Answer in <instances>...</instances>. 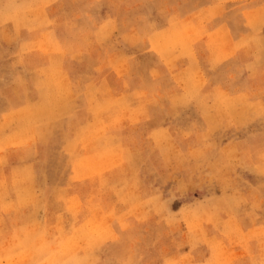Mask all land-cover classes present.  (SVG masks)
Instances as JSON below:
<instances>
[{
	"label": "rangeland",
	"instance_id": "374dc122",
	"mask_svg": "<svg viewBox=\"0 0 264 264\" xmlns=\"http://www.w3.org/2000/svg\"><path fill=\"white\" fill-rule=\"evenodd\" d=\"M42 1L46 13L24 11L39 22L27 29L61 48L43 36L34 45L48 61L22 60L16 45L0 54L14 87L0 88V111L28 104L9 119L13 147L44 140L30 134L39 128L50 143L47 157L0 155V264H264V120L199 122L196 58L204 41L212 55L227 40L212 22L243 14L229 3L264 0ZM148 125L171 135L156 141ZM125 180L137 183L117 189Z\"/></svg>",
	"mask_w": 264,
	"mask_h": 264
},
{
	"label": "crops",
	"instance_id": "0c3cea01",
	"mask_svg": "<svg viewBox=\"0 0 264 264\" xmlns=\"http://www.w3.org/2000/svg\"><path fill=\"white\" fill-rule=\"evenodd\" d=\"M43 3L42 0H0V54L11 52V50L14 49V45H16L19 50H22V60L28 56H32L38 60L46 59L48 61L49 56L39 51L37 46L34 45L37 41L39 42L43 36H48L53 45L61 48L63 41L60 38L56 39L54 34H49L41 29L39 33H34L27 29V26L30 24L39 25V22L33 20V22L30 23L24 11L28 9L36 11L43 10L46 13L48 8L44 7L43 9L41 6ZM227 6H231L229 8L235 11H237V8L240 6V9L243 10V14H238V12H236L232 14L231 18L216 19V21H214L216 23L212 22L209 25L216 32L215 34H223L227 40L225 43H218L215 48H213L214 54L212 55H206V53L203 52V50L205 51L204 47H209L208 41L203 42L205 45L201 43L198 47L201 53H196V58L200 65V73H197V76L203 83L198 89L199 122L204 125L206 124V128H211L216 125L219 126L220 123H230L232 127L243 128L249 123L256 121L253 119L264 120V3L247 1L239 5V3L235 4L232 2ZM215 7L220 9L223 7V4H219ZM224 45L228 46L223 47ZM221 47H223L221 50L222 52H215L217 48ZM226 51H231L230 56H224ZM18 54L20 56V53ZM23 65L24 64H22V66ZM46 67L47 66L43 64L41 68L38 67L37 69L42 70V68L45 69ZM26 71H28L27 68L23 66L22 69L18 68L15 72L23 75ZM182 71L186 70L183 68ZM9 81H11V79L9 80L7 72L4 73L0 69V88H4L9 84L14 91V87ZM21 85L23 86L24 83ZM140 95L141 103L145 106H150L153 100L155 101L156 99L155 96L147 97L146 94L144 96H142V94ZM27 105L24 102L17 108L11 109L10 105L7 103V107L5 108L9 110L5 111V113L0 111V126L3 127L6 125L5 129L0 130V143L4 145L3 151L0 150L1 156L4 155L6 158L13 157L34 146L38 148L40 154L47 157V149L50 143L48 140H45L49 136L47 132L44 133V128L33 130V134L30 133L31 136L37 135L42 137L41 135H44V140L35 141L34 144L38 143L37 145L33 144L32 146L27 145L25 148L22 147L20 152L13 147L12 141L15 135L20 133L21 129L17 131H14V128L10 129L13 125H9L8 122L9 119L19 121L20 118L15 115H22ZM242 108H247V112H242ZM78 122L79 120H75V124ZM26 125L28 126L27 122ZM26 125L24 127L25 131H27L25 129ZM69 126H71L70 130L72 135L74 132L72 124L70 123ZM148 126L154 127L155 132H153L151 137L155 138L156 141L158 140V136L171 135L166 129L158 128L155 125ZM102 132L104 139L110 138L109 128L108 132L103 130ZM10 162L14 163L13 160H10ZM132 164V160L126 159L120 167L122 169H125V166L130 168ZM136 183V180H125L117 184L116 188L120 189L126 187L130 190ZM125 196L126 192L123 197ZM242 230L243 233H248L252 229L242 228ZM258 247V244H252L251 251L255 254ZM232 250L234 254L240 255L243 252H249L250 248L246 249L245 247L237 246L236 248L233 247ZM184 254H187V251H184L181 256ZM251 256L255 257L252 253ZM245 260L249 261L252 259H250V257L237 258L233 260L231 264H244L246 262ZM210 261V255H205L204 258L197 257L194 264H209Z\"/></svg>",
	"mask_w": 264,
	"mask_h": 264
}]
</instances>
